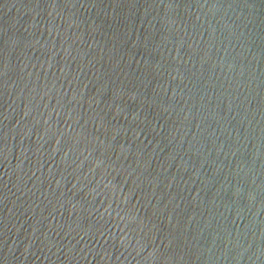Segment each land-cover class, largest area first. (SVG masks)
Here are the masks:
<instances>
[{"label":"water","instance_id":"obj_1","mask_svg":"<svg viewBox=\"0 0 264 264\" xmlns=\"http://www.w3.org/2000/svg\"><path fill=\"white\" fill-rule=\"evenodd\" d=\"M0 264H264V0H0Z\"/></svg>","mask_w":264,"mask_h":264}]
</instances>
